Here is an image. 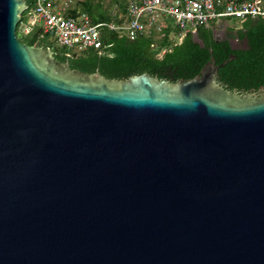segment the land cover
Listing matches in <instances>:
<instances>
[{"label": "water", "instance_id": "obj_1", "mask_svg": "<svg viewBox=\"0 0 264 264\" xmlns=\"http://www.w3.org/2000/svg\"><path fill=\"white\" fill-rule=\"evenodd\" d=\"M27 7L0 0V264H264V93L219 80L236 55L108 78L20 41Z\"/></svg>", "mask_w": 264, "mask_h": 264}, {"label": "trees", "instance_id": "obj_2", "mask_svg": "<svg viewBox=\"0 0 264 264\" xmlns=\"http://www.w3.org/2000/svg\"><path fill=\"white\" fill-rule=\"evenodd\" d=\"M114 1L115 5L106 11L99 2L84 0L74 10V14H77V10L84 12L92 23L117 20L113 10L118 8L124 11L126 0ZM26 2L30 8L35 0ZM238 24L230 25V30L234 32L232 37L221 40L213 37L210 26L200 25L195 34L203 44L196 41L193 33H186L180 42L175 41L176 37L172 35L177 34V30H172V27L166 29L162 36L155 32L151 37L134 40L105 27L102 32V50L88 49L80 55L68 56L63 48L53 44V51L58 60L67 61L71 68L83 72H99L116 79L146 72L173 81L194 77L211 56H214L216 63H221L230 54H235V59L219 69V80L230 90L248 93L264 87V18L247 17ZM40 35L41 29H34L28 35H20V41L48 48L49 44ZM230 40H238L240 44L245 42V46L232 49Z\"/></svg>", "mask_w": 264, "mask_h": 264}, {"label": "built area", "instance_id": "obj_3", "mask_svg": "<svg viewBox=\"0 0 264 264\" xmlns=\"http://www.w3.org/2000/svg\"><path fill=\"white\" fill-rule=\"evenodd\" d=\"M77 6L78 0H35L24 11L25 19L21 15L17 29L21 35H28L40 28V38L51 37L52 43L71 50L64 51L72 56L88 49L102 50L105 27L134 40L155 32L162 36L169 27L177 30L172 36L183 37L195 34L200 25L217 26L231 17L264 18V0H126L124 11L113 10L117 20L100 23H92L79 10L74 14ZM48 48L53 49V45Z\"/></svg>", "mask_w": 264, "mask_h": 264}, {"label": "rangeland", "instance_id": "obj_4", "mask_svg": "<svg viewBox=\"0 0 264 264\" xmlns=\"http://www.w3.org/2000/svg\"><path fill=\"white\" fill-rule=\"evenodd\" d=\"M81 1H84V0H78V5H80ZM93 1L96 2V3L99 2L101 4V6L103 7V9L106 10V11H107V9L112 8L115 5V1L114 0H93ZM103 9H101L102 12L104 11ZM25 14L26 13H23V18L24 19H25ZM241 20H243V19H238V18H235V17H231V18H228L227 19L228 23L230 25H232V26L233 25H239L238 22L241 21ZM225 21L226 20H224L223 23ZM173 30H175V28H173ZM16 33H17V37L22 40V38H21L22 35H21V33L19 32L18 29H17ZM44 39L47 41V43L49 44V46H52L54 44V43H52L50 41L51 37H44ZM181 39H182L181 36H176L175 41L180 42ZM64 50L65 51H71V50H68V49H64Z\"/></svg>", "mask_w": 264, "mask_h": 264}, {"label": "flooded vegetation", "instance_id": "obj_5", "mask_svg": "<svg viewBox=\"0 0 264 264\" xmlns=\"http://www.w3.org/2000/svg\"><path fill=\"white\" fill-rule=\"evenodd\" d=\"M211 28H212L213 37L216 38V39H218V40L224 39L227 36L232 37L231 35L234 33V32H232L230 30L231 29L230 24H229L228 27H222V28H219L218 26L212 25ZM239 44H240V42H239ZM240 45L245 46V42L242 43V44H240ZM254 92L257 95H261L262 93H264V91L261 92L259 90H256Z\"/></svg>", "mask_w": 264, "mask_h": 264}]
</instances>
